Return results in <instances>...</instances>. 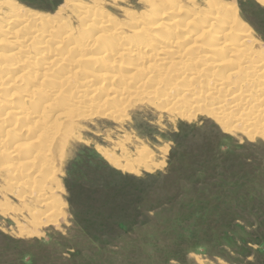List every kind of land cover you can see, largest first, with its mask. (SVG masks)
<instances>
[{
  "label": "rangeland",
  "instance_id": "obj_1",
  "mask_svg": "<svg viewBox=\"0 0 264 264\" xmlns=\"http://www.w3.org/2000/svg\"><path fill=\"white\" fill-rule=\"evenodd\" d=\"M3 1L46 20L43 26L29 23L23 36L31 30L60 26L59 23L79 27L82 22L71 11L72 6L64 9L68 2L100 9L103 17L113 21L108 30L114 26L128 28L135 18H144L151 6L164 8L172 4L171 13L165 16L181 23L188 18V12L207 11L206 0H0ZM217 2L235 4L240 20L264 46V7L259 2ZM7 10L6 4L0 3V28L11 26L5 25L9 17L13 18L12 13H5ZM165 16L161 22L167 19ZM194 26H198L197 21ZM146 35L157 41L164 29L152 28ZM107 42L116 49L125 44L113 38ZM4 48L7 47H0L1 53ZM43 49L47 52L52 48ZM94 49L86 54L98 55ZM58 53L69 62L78 58L70 52ZM26 55L23 51L19 56ZM52 55L47 54L49 58ZM45 56L43 59L48 58ZM121 59L105 57V62L116 64L114 70H108L109 74L123 75L138 63L132 58ZM85 63L80 67L92 69ZM222 74L225 73H220L219 78ZM40 82L21 81L8 91H1L0 99L7 100L13 92L24 95L30 86H57L53 80L41 85ZM113 83L112 86L125 87L119 81ZM169 84L158 90L159 101L134 98L132 94L122 98L119 94L117 98L123 100L116 102V98V104L91 111L78 105L65 88L67 92L48 97L53 100L50 105L75 106L80 112L53 121L47 135L53 139L50 144L27 135L31 123L13 126L12 136L8 137L0 125V264H264V130L253 135L254 132L242 130L243 125L234 119L229 124L237 132L225 131L217 118L220 110L211 98L205 102L184 98L182 104L190 105L185 109L190 119L179 117L177 109L163 107L162 96H174L178 93L176 88L184 83ZM147 85L151 87L149 83L143 89ZM199 85L207 86L205 82ZM109 86L111 83H103L102 96ZM12 99L29 112L36 110L16 96L12 95ZM91 99L98 102L99 97ZM42 105L39 102L35 106L37 114L42 109L49 111L48 105ZM119 107L122 111L117 112ZM8 122L9 117L5 125ZM36 126L33 127L38 130ZM25 143L29 144L28 150L21 147ZM42 149L53 174L45 168L44 172L39 168L43 174L39 173V159L33 173L29 175L28 170L24 178L1 170L6 164L27 161L30 151ZM6 153L17 156L6 160ZM130 168H136L137 174ZM53 183L60 186L56 199L63 204V214L51 221L37 220L41 222L38 225L27 210L36 205L32 194L40 185L53 188ZM21 197L26 198L20 200ZM29 231L38 234H19Z\"/></svg>",
  "mask_w": 264,
  "mask_h": 264
},
{
  "label": "bare ground",
  "instance_id": "obj_2",
  "mask_svg": "<svg viewBox=\"0 0 264 264\" xmlns=\"http://www.w3.org/2000/svg\"><path fill=\"white\" fill-rule=\"evenodd\" d=\"M256 1L264 7V0ZM7 2L0 3L6 4L8 10L5 13H12L10 16L13 18L9 17L5 24L7 26L10 24V28H0V47L2 45L7 47L2 53L0 52V92L8 91L21 81L25 83L26 80H30L32 83L41 81L40 85L53 80L57 86L46 85L45 88H41L42 90L36 86H30L25 88L24 95L23 92L19 93L20 95L18 93L15 95L13 92L7 100L0 99V125L1 128L5 127V137L12 136L13 126L26 122L32 124L26 129L29 137H34L40 142L46 140L49 143L50 140H53L52 137L47 136L48 128L54 124L53 121H56L60 116L71 117L80 112V109L75 106L52 107L50 105L53 100L48 97H55L61 91L67 92L65 88L69 89V94H73L78 105L82 104L86 111H91L92 109H103L113 103L116 104L114 100L119 94L122 98L132 94L134 98L145 97L151 101L152 99L157 100L158 90L169 83V85L175 86L176 82H182L184 85L181 88H176L177 94L174 95L172 92L174 96L165 93L162 96L164 102L162 105L165 108L177 109L180 113L179 117L190 119V115L185 112V109L190 108V105L182 104L184 98H192L194 101L200 98L203 100L202 102L211 98L216 109L220 110L217 118L221 128L225 131L237 132L236 127L229 124L234 119L243 125L242 130L254 132L253 135H256L257 130H264V46L258 42L250 28L240 20L237 13L238 8L233 3L227 6L218 4L217 0H206L207 11L188 12V18L183 23L178 19L165 16L171 13L172 4L168 3L164 8L151 6L149 10L147 9L144 18H135L128 23V28L114 26L108 30L113 21L108 17H103L98 12L101 11L100 9L97 11L93 7L68 2L64 5V9L72 6L71 11H74L77 19L82 22L80 28H72L65 25L66 23H59L61 27L56 24V27L52 28L46 26L43 30H31L30 33L23 36L22 32L25 30L24 28H28L29 23H41L43 26L42 24L46 20L42 18V15L23 11L21 7L11 6ZM148 3L151 5L150 1ZM206 8L204 7L205 10ZM24 12L25 14H23ZM126 15L128 17L129 13ZM164 16L167 19L161 22L160 19ZM196 21L198 26L193 27ZM160 26L164 29L163 36L158 40L156 38L157 41L152 36L147 38L148 30ZM111 38L125 44L116 49L111 43L106 44ZM120 42L118 44H122ZM66 45L71 46L69 48ZM44 47L52 49L45 52ZM94 48H97L98 55L86 54V51L91 52ZM58 49L64 54L73 53L78 58L75 61L70 58L72 61L69 62L63 54H56L60 51ZM23 51L27 55L20 57L19 55ZM49 53H53L51 57L54 58H49L47 56ZM45 55L48 58L43 59ZM106 56L119 59L121 57H123L122 59L132 58L133 62L137 61L138 63L134 62L135 64L130 65L131 67L125 69L126 72L123 75L121 73L113 75L109 74L111 72L108 70L113 69L116 64L105 62ZM233 57L236 60L231 59ZM83 61H86L92 69L81 68ZM92 66H97L96 70H93ZM59 70H61L60 73ZM220 73L225 74L219 78ZM237 79L238 81H236ZM113 81H119L125 87L112 86ZM203 82L207 86L200 87L199 84ZM103 83H111V86L106 88L104 96L101 95ZM149 83H151V87L147 85L148 88L146 86L143 89ZM231 85L234 86L229 88ZM9 92L12 91L9 90ZM12 95L23 103L25 102L26 106L35 108L36 112H33V109L29 112L23 105L15 103ZM97 96L99 97L98 102L91 101L92 97ZM120 100L123 99L117 98L116 102ZM89 101V104L85 103ZM39 102L43 104L42 107L48 105L49 111L42 109L40 114H37L36 107ZM212 102L208 103L213 105ZM120 110L122 111L119 107L117 112ZM236 114L238 116L235 117ZM8 117L11 118V122L5 125ZM34 125H37L38 130L33 127ZM28 145L25 143V146L21 147L28 150L26 147ZM45 153V149L30 151L27 161L21 160L9 164L6 162L1 170L11 171V173H16L15 176L24 178L28 176V170H30V175L35 162L39 159L38 170L45 168V171H51L53 174V169L47 165ZM6 155V160L17 156V154L9 155L8 153ZM28 166H32V168L28 169ZM130 170L137 174L136 168H130ZM23 171L24 173H21ZM42 171L44 172V170ZM35 175L38 176V174ZM53 184V188L47 185H36L38 186L36 187L37 191H30V194H32L31 192L35 193L32 196L35 197L36 205L34 209L28 208L27 210L30 217L36 219L38 225L41 222L38 223L37 220L45 218V221H51L63 214V204L56 199L60 186L59 183ZM24 198L26 197H21L20 200ZM19 234L22 237H30L37 235L38 232H19Z\"/></svg>",
  "mask_w": 264,
  "mask_h": 264
}]
</instances>
